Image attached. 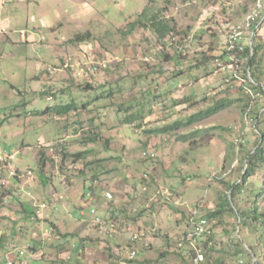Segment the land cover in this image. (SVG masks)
Masks as SVG:
<instances>
[{"label": "rangeland", "instance_id": "374dc122", "mask_svg": "<svg viewBox=\"0 0 264 264\" xmlns=\"http://www.w3.org/2000/svg\"><path fill=\"white\" fill-rule=\"evenodd\" d=\"M55 1L61 17L53 26L42 28L43 19L34 11L12 26L25 29L22 41H11L0 30V235L5 236L0 264H184L186 259L196 264L187 236L191 216L220 210L227 196L235 207L250 211L256 199L248 188L264 185L261 168L249 177L247 189L235 187L245 177L247 156L263 139L264 115L258 123L253 112L264 100H251L238 83L228 85L221 69L228 62L233 29L261 1L255 40V29L244 39L262 44L256 59L264 82V0H86L91 20L84 0H79L81 8L77 0ZM146 8L174 28L163 40L150 23L124 33ZM103 61L107 68L87 70ZM117 81L127 97L139 99L150 86L149 94H159L157 101H146L140 127L121 123L123 114L113 107L101 110L105 117L94 121L99 128L91 127L93 113L88 112L73 113L72 119L82 124L67 127L66 118L58 115L60 99L43 94L59 93L77 82L101 88ZM79 92L78 100L93 95ZM226 98L233 101L210 116L163 131L167 124L188 121ZM90 129L102 137L84 143ZM183 134L190 137L180 140ZM63 143L69 153L97 150L78 162L73 157L62 162ZM98 165L105 172L96 178L95 193L83 196ZM45 176L50 181L43 185ZM92 207L105 225L93 221ZM256 208L264 218V200ZM225 210L209 218L214 232L209 247L214 248L208 247L202 260L214 264L211 260L226 256L228 243L238 240L247 251V264H264V219L250 217L242 229L237 214L228 206ZM81 213L85 220L78 217ZM68 232H79L83 240L68 239ZM255 249L260 257L254 256ZM132 250L138 251L135 258L130 257Z\"/></svg>", "mask_w": 264, "mask_h": 264}, {"label": "trees", "instance_id": "16d2710c", "mask_svg": "<svg viewBox=\"0 0 264 264\" xmlns=\"http://www.w3.org/2000/svg\"><path fill=\"white\" fill-rule=\"evenodd\" d=\"M137 18L138 19L135 18L133 21L129 22V24H128V26L130 27L129 31H127V32L125 31L124 33L133 34L134 31L136 30V28H138V26L143 25V27H147L148 24L150 23L153 26L156 33L159 35L158 36L159 39L163 40L169 32L174 30V28L168 24V21H166L163 16H160L159 14H151V12L148 13V8H146L141 14H139L137 16ZM259 20H257V23L259 22ZM255 27H256V30H255V33L253 35L254 40H255V35L258 31L259 25L255 24ZM254 40H253L252 45L248 44V42H246V39L240 40V43L243 44L245 48H244V51L239 52L238 55L241 56L246 61L245 62L246 63V71H247V69L250 71L251 78H252L249 80L250 86L254 89H260L263 92V95L259 98H262L264 100V88H263L264 82L261 80L262 78H261L260 73H259L260 69L257 66L258 60L256 59L258 50L262 49V44H260V43H259L260 45L256 44L254 42ZM226 52H227V50H225V53ZM228 53H230L229 50H228ZM245 63H244V65H245ZM103 69H105V68H103ZM246 71H245L244 75H246ZM122 86H123V83L118 82V81L115 83H112L108 86H101V88H97L96 86H94L93 84H91L89 82H77L75 84H72V86H68L65 90H62L59 93L51 92L50 90H44L43 94H46L49 97H53V95H54V96H56V98L60 99L58 106H56V107H58V115L61 117V119L63 117L66 118L65 121L67 123L66 124L67 127L76 126V124H82V121L72 119L73 113L77 114V112H88V113H93L92 117L89 118L91 127L92 126L94 127V125H97L96 128H99L100 124H96V122H94V121L96 119L99 120L98 118H100L101 120L99 121V123H101L102 118L105 117V116L101 115V110L102 109H109V108L111 109L112 107L115 109L117 108L116 112L119 115L123 114V117L119 118L121 123H123V124L127 123L130 125L137 124L140 127L141 123L144 120V116L146 115L145 114V104L147 102L150 103L153 100L157 101L158 98H160V96L158 93L155 95L156 97H154L152 94H149L151 92V86H150L147 93H145V94L142 93L141 98H139V99L135 98V97L131 98V96L130 97L128 96L129 97L128 98L126 95H122L123 94L121 91ZM240 87L245 91V94L248 97H250L251 100H253L252 96L246 91V88L243 85H240ZM77 91H80L79 93L84 94V96L89 95L91 93H93V95L89 99H87L85 97V99L81 98V100H78V98L76 97L77 95H79L77 93ZM74 94H76V95H74ZM146 94H149V96L146 97L145 96ZM122 96H123V99H122ZM242 98L246 99L245 96H242ZM148 99H150V100L147 101ZM189 99H191L190 96L187 98V100H189ZM227 100H228L227 98L224 100H221V102H219V104L213 108L201 110L199 112H196V113L190 115V117L188 118V121L180 120V121H177L175 124H167L166 126H164L163 131L175 130L176 128H178V126H185V125L197 122V121H199L205 117H208L211 114H213L215 111H217L218 109L225 107L227 104H229L230 102L233 101V100H231V101H227ZM248 105H247V107H248ZM258 109H259V111H258ZM51 110H52V106H49L47 108V111H51ZM125 111L128 113L127 115L124 114ZM149 111L152 112V107L150 108ZM253 114H254V119L259 123V121H261V119L263 118V115H264V104H262L261 106L257 105ZM119 117H121V116H119ZM86 133H88V134H87V136H85V138L83 140L84 143H88V142L95 143L96 141H98L102 137V133L100 131L97 132L95 130L93 131L92 129H90L88 132L86 131ZM189 137H190V134H183L180 137V140L185 141ZM48 145L49 144H47V146ZM50 145H52V144H50ZM61 146L63 147L61 155H60L62 157V162H64L65 161L64 159H67L68 157H73L75 160L74 162H78L85 157V154L88 151H93V150L96 151L97 150V149L93 148V150L92 149L91 150H85V151L82 150V151H79L76 153H69L66 150L64 151V149H67L66 147H64L65 146L64 143L61 144ZM101 146L104 147V150L109 149L108 147L105 148V146H107V145L102 144ZM44 151H45V149L40 150L42 156L45 153ZM103 159H106V158H98L97 162L103 161ZM44 160H45L44 158H42L40 160V164L42 165V168H43ZM63 164L64 163H62V165ZM246 164H247V170H246L245 177L241 181V183H239L235 186L239 190H242L243 187L245 189H247L245 184L248 181L249 177H251V175L257 173L259 169H261V168L264 169V134H263V139L261 138L258 142V148L254 152L249 153V155L247 156ZM104 170L105 169H103L102 166L98 165V167L96 168L97 173L93 174L94 180H88L90 182L89 187L86 190H84L83 196H86V195H89L90 197L93 196V194L95 193V190L97 188L96 182L98 180L96 178H98L99 172H105ZM5 171L11 173L9 168H5L4 172ZM8 175H9V173H8ZM45 178H46V176H45ZM46 179H44L43 185L48 184V182L50 181V178H46ZM86 184H85V187H86ZM232 189H233V187H232ZM248 189H250V192L254 195V197L256 199V200H253L254 201L253 203L255 206H254V208H251L250 211L240 210L239 208L235 207L232 203L231 198L229 196H227V203L221 204L222 208L220 210L218 209L215 212H211L210 214H208L207 216H204V217H206L209 220V218L215 217L219 213L225 214V212H226L225 209L228 206L229 209L231 211H233L235 214H237L238 218L241 219L240 227L242 229H243V227L244 228L247 227V220L249 221L248 218H250V217H252L253 219H264L263 217H261V215L263 213L261 214V213L256 212V210H257L256 205L258 204V200L259 199L264 200V185L259 189L256 186L255 187L251 186ZM233 193H234V191H233ZM80 196L81 195H79L78 196L79 198H76V200H81L82 196L81 197ZM107 197L110 198L108 196V193H107ZM43 201L46 203H50L49 198L48 199L45 198ZM48 205H50V204H48ZM33 210H35V209H31V211H29V212L35 214V211H33ZM26 211H28V208H26ZM78 217L83 218V220H85L84 214H82V213ZM39 219H41V217L38 215L37 220H39ZM110 225H112V223H110ZM210 229H211L210 234L199 237L198 241H197L198 245L202 248V251L205 254H206V251L214 248L213 246L209 247V244L214 237L213 236L214 235L213 229L211 227H210ZM190 231L191 230L188 231V234ZM6 233H8V232H6ZM188 234H187V236H188ZM65 236L68 239L76 238L78 241L83 240V239L79 238V236H80L79 232H73V233L68 232L67 234H65ZM4 237L5 236L0 235V244L1 245H3L2 241H3ZM138 238L139 237H137L133 241H138L137 240ZM228 245H229L228 246L229 248H228L227 255L222 257V258H219V257L214 258L213 260H211V257H210L211 262H214V264H247L244 261V257H245L244 255L246 254L247 251L245 250L243 243L241 241H238V240L236 242H235V240H231L228 243ZM208 247H209V249L207 250ZM251 247L253 248V246H251ZM190 251L191 252L194 251L196 254V250L194 249L193 246H192V249H190ZM182 253L185 256V254L187 252L183 251ZM137 254H138V251H137ZM136 255L133 258H135ZM255 255H256V257H260V252L256 249H255ZM130 257H131V255H130ZM185 261L186 262L184 264H194L193 262H187V259ZM204 261H200L199 264H205ZM128 262L133 263L134 260L131 259L130 261L128 260ZM258 262L261 264L260 261H258ZM144 263L145 262H143V264Z\"/></svg>", "mask_w": 264, "mask_h": 264}, {"label": "built area", "instance_id": "2783aa9c", "mask_svg": "<svg viewBox=\"0 0 264 264\" xmlns=\"http://www.w3.org/2000/svg\"><path fill=\"white\" fill-rule=\"evenodd\" d=\"M262 4L261 1L259 2L257 8H255L246 18L245 22L243 25H238L236 28L233 29L230 39L228 40V50H229V56H228V62L224 63L221 65V69L226 71V83L228 85L232 83H238L240 85H243L247 92L253 97H260L263 95L262 91H258L250 86L249 80L251 79V74L250 71L248 70L245 74V70L242 68L241 63L242 59L238 55H234L233 52H236L237 54L239 52L244 51V45L240 43V40L244 39L246 32H253V30H256L255 24L258 20V18L261 15V9H262ZM255 27V28H254ZM255 33V32H254ZM254 34H252L253 36ZM108 62L103 61L99 62L98 64H92L91 66L87 67V70L96 72L100 68H107ZM86 71V70H85ZM84 72V71H83ZM85 73V72H84ZM242 142V141H241ZM241 142H239L238 139V145H241ZM108 196L112 197L113 195L108 192ZM92 217L93 221H97L96 223L103 226L106 224V221H104L99 214L95 213V207H92ZM191 231L188 234V240L190 244L194 247L197 253L196 257V264H199V262L204 258V253L202 251V248L198 245V238L208 235L211 233L210 229V223L209 220L204 217L199 215V211H196L195 214L191 216ZM94 222V223H95ZM138 237V236H137ZM137 254L136 250H132L131 252V257H134ZM203 261V260H202ZM8 264H15L14 261H9Z\"/></svg>", "mask_w": 264, "mask_h": 264}, {"label": "crops", "instance_id": "0c3cea01", "mask_svg": "<svg viewBox=\"0 0 264 264\" xmlns=\"http://www.w3.org/2000/svg\"><path fill=\"white\" fill-rule=\"evenodd\" d=\"M51 2L55 3V6L51 7ZM72 2L74 3L75 1L73 0ZM76 2L78 8H81L79 6L80 1L77 0ZM84 5L87 7L85 15H89L88 20H91L94 18L90 14L91 6L86 0H84ZM34 11L39 12L41 19H43V23L41 24L42 28L53 26L55 24L54 21L60 20L59 18L61 17L59 13L60 7L55 0H0V30L3 29L11 41H16V43L22 41L25 29H12V26H19L16 19L28 16ZM44 11L47 12L46 15L43 14ZM57 204L59 203L57 202Z\"/></svg>", "mask_w": 264, "mask_h": 264}, {"label": "water", "instance_id": "95a60500", "mask_svg": "<svg viewBox=\"0 0 264 264\" xmlns=\"http://www.w3.org/2000/svg\"><path fill=\"white\" fill-rule=\"evenodd\" d=\"M254 256H255V254H254Z\"/></svg>", "mask_w": 264, "mask_h": 264}]
</instances>
